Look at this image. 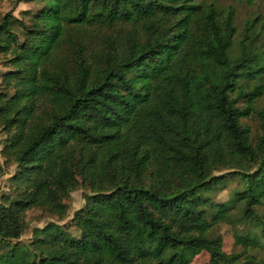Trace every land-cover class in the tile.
Here are the masks:
<instances>
[{"label": "trees", "instance_id": "16d2710c", "mask_svg": "<svg viewBox=\"0 0 264 264\" xmlns=\"http://www.w3.org/2000/svg\"><path fill=\"white\" fill-rule=\"evenodd\" d=\"M24 1L27 20L0 17V153L17 166L0 264H264L261 15L240 33L211 0ZM79 187L76 233L49 222L21 240L28 210L63 220ZM248 222L226 252L216 228Z\"/></svg>", "mask_w": 264, "mask_h": 264}, {"label": "rangeland", "instance_id": "374dc122", "mask_svg": "<svg viewBox=\"0 0 264 264\" xmlns=\"http://www.w3.org/2000/svg\"><path fill=\"white\" fill-rule=\"evenodd\" d=\"M217 4L221 11L225 12L229 5H233L236 7V17L235 24L237 26L238 31L241 33L243 31V27L248 19L252 20L256 15H261V19L264 20V0H255L254 3L249 4L247 0H211ZM37 8L35 3L26 2L24 0H0V17L5 13L12 11L13 14L21 19H28L29 16L24 14L25 11H34ZM261 40L264 41V38L261 37ZM238 48L236 46L232 49V54H237ZM8 57L0 55V75L9 70ZM259 84L264 85V75L262 79L259 81ZM251 87L252 83L247 84ZM257 106H264V95L260 97L257 101ZM246 123L249 124L254 131V134L259 131V124L255 119L246 120ZM4 138V134L0 131V152L3 148L2 140ZM0 164L5 167V172L0 176V201H1V193L2 192H10L13 193L9 184V177L14 174L17 169L16 164L4 165V158L0 153ZM236 182H231L226 189H221L215 195L216 200L224 201L227 200L230 196L232 188L236 187ZM10 190V191H9ZM85 191L83 188L79 187L75 189L71 194L66 198V203L68 204V212L65 219L60 220L58 216L52 215L49 211L40 210L37 208H33L27 211L26 213V221H27V229L22 236L21 240L25 242H29L33 239V230L36 227H42L46 223L49 222H57L61 225L66 226V228L72 230L73 232H77L75 226L73 225V217L74 213L77 209L81 208L85 202L84 200ZM259 214H264V205L259 209ZM255 230L253 225L248 222L246 224L238 223L236 226L231 225H219L215 232L219 234H223L224 239V249L226 252H240L242 251V247L235 243V232L244 233L247 230ZM256 231V230H255ZM259 233V231H258ZM264 240V239H263ZM253 250V249H252ZM259 256L264 258V249H259ZM257 254V253H256ZM209 261V254L207 252H203L200 255L196 256L193 260L192 264H206Z\"/></svg>", "mask_w": 264, "mask_h": 264}]
</instances>
